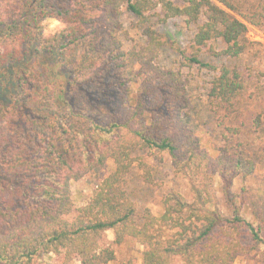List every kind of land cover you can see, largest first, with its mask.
I'll list each match as a JSON object with an SVG mask.
<instances>
[{
  "label": "trees",
  "instance_id": "obj_1",
  "mask_svg": "<svg viewBox=\"0 0 264 264\" xmlns=\"http://www.w3.org/2000/svg\"><path fill=\"white\" fill-rule=\"evenodd\" d=\"M123 8L144 37L129 48ZM228 10L238 7L231 0H0V88L16 83L11 103L0 98V264H112L115 246L131 241L143 247L142 262L133 255L120 264H235L261 247L264 259V225L242 215L233 193L256 163L239 142L217 157L205 150L185 121V77L157 63L165 42L155 25L182 19L196 26L194 52L181 56L189 68L217 72L209 100L225 126L222 113L232 112L245 89L244 73L204 63L200 53L222 43L211 49L215 56L239 59L249 26L264 28V2L241 18ZM46 20L60 27L48 32ZM52 57L58 73L44 60ZM165 154L187 195L168 192L160 215L140 212L126 189L131 173L138 168L154 183L157 169L147 158ZM97 168L109 174L79 207L73 184ZM217 176L229 216L218 205ZM241 230L251 244H243Z\"/></svg>",
  "mask_w": 264,
  "mask_h": 264
},
{
  "label": "rangeland",
  "instance_id": "obj_2",
  "mask_svg": "<svg viewBox=\"0 0 264 264\" xmlns=\"http://www.w3.org/2000/svg\"><path fill=\"white\" fill-rule=\"evenodd\" d=\"M173 1L178 4L182 3V0ZM231 1L238 7V12L230 10L228 12L238 18H241L239 12H248L258 3L264 2V0ZM121 20L129 31L131 38L126 43V48L144 41L138 21L126 8H123ZM44 25L48 32H52L60 27V22L46 20ZM155 28L162 36L163 42H165L157 63L163 68L180 70L185 77L191 99L190 107L186 111L185 121L200 139L205 150L212 157H217L221 148L239 142L245 155L256 163L257 170L251 177L237 178L233 186V193L237 196L235 203L240 207L242 215L254 226L264 225V28L259 29L249 26V32L245 40L246 50L237 60L217 57L211 52L212 48L216 50L224 49L225 46L222 43H210L200 53V59L204 63L217 68L222 65H230L238 67L244 73L245 89L235 101L232 112L222 113V116L225 117V126L220 125V114L215 111L209 100L211 82L217 72L198 66L189 68L185 65L181 56L183 52L189 56L193 54L194 50L191 49V45L197 27L188 25L182 19H173L165 24H157ZM44 60L52 61L55 66V73L59 72V64H56V61L54 62V57ZM128 73L134 82H141L137 70H131ZM15 84V80L11 78L9 85L0 88V98L2 100L7 103L12 102L16 88ZM133 90L134 93L138 92L137 84H133ZM226 126L240 128L241 133L231 135L226 131ZM225 136L228 139H225ZM147 160L157 169L154 175V183L147 184L142 173L138 168H135L131 173L126 189L137 203L140 212L150 208L154 214L160 215L163 210V197L170 191L182 192L187 195V183L176 176L168 155H159L156 160L148 157ZM108 174V169L97 168L76 181L72 187L76 205L79 207L84 206ZM216 190L220 209L225 216L231 215L232 207L222 194L219 176L216 177ZM188 198L191 199L189 196ZM240 235L243 244H251V238L246 230H241ZM107 239L109 242L114 241L112 232L107 233ZM115 250L117 261L112 264H120L133 255L139 258V263L142 262L139 253L143 251V247L134 241L124 246H115ZM262 250L261 247L249 251L240 256L235 264H264L261 255ZM53 257L57 260V257ZM174 264H181V262L176 260Z\"/></svg>",
  "mask_w": 264,
  "mask_h": 264
}]
</instances>
